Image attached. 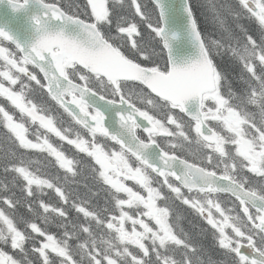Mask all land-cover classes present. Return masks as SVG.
I'll return each mask as SVG.
<instances>
[{"label":"trees","instance_id":"obj_1","mask_svg":"<svg viewBox=\"0 0 264 264\" xmlns=\"http://www.w3.org/2000/svg\"><path fill=\"white\" fill-rule=\"evenodd\" d=\"M47 1L61 3L63 0ZM106 1L112 12L109 17L112 22L108 23L109 28L106 30L123 27L125 26L123 24L131 20L136 24L137 36L134 33H125L121 28L120 33L118 30L116 33V35L119 34L118 38L113 39L110 38L111 34L103 30L101 26L105 36L127 56L155 68H166L165 53V63L162 67L149 61L143 62L137 57L144 50L141 42H144L148 49L155 47L156 44L162 48L158 32L155 33L149 24V15H156L160 24V17L152 1ZM190 2L216 68L219 84L217 95L226 99L229 107L235 109L243 118L247 133L250 130H253V133H264V25L255 15L244 17L237 8L235 0H209L208 2L190 0ZM214 5L216 7L218 5L216 13L224 20V29L210 20L214 15L210 7ZM121 17L127 18L126 22H118ZM211 29L215 36L214 48L211 47L207 37ZM130 37H133L135 41L138 40V44H132ZM27 67L33 77L29 78L19 72V79L29 84L32 98L34 94L36 100H43L47 104L48 107L41 111L53 117L52 124L55 127L54 130H50L37 121H33L27 128L28 140L37 142L47 138L50 142L56 141L59 145L67 146L75 137L69 132L72 128L77 134L86 136L84 129L76 125L47 94L42 76L37 69L29 64ZM2 79L0 80L2 85L10 87L11 80L3 76ZM13 90L20 91L19 88H13ZM129 92L132 93L131 89ZM6 99L5 97L4 101L3 95L0 94V106L6 105ZM140 104L147 108L142 102ZM163 105L166 107L165 111H173L170 105ZM1 112L0 109V206L11 208L9 216L23 234L27 235L26 239L31 238L32 234L35 242H58V246L65 254L50 252L51 255L59 257L65 255L71 264H93V261L96 264H110L107 259L110 257L108 251L115 238L109 227L115 224V220L126 210L127 204L122 203V200L126 199V193L111 187L103 176L102 167L98 161L86 154H81V168L69 171L61 169L53 154L30 150L26 145L19 144L17 137L6 126L7 123ZM25 122L29 123L27 117ZM1 128L6 130V133H2ZM57 132L64 136L63 140L54 138L53 135ZM95 143H98L107 153L117 150L118 147L103 137H96ZM70 153L74 156V149ZM23 163H27L25 165L29 166L27 171H30L31 175L48 176L53 179L54 185H41L42 178L35 177L31 178L32 180L25 178L20 170ZM261 180L264 185V178ZM160 188L161 206L170 211L169 225L183 227L206 224L194 209L184 203H180L182 207L179 206V209L175 210L172 207L170 187L163 185ZM255 188H259L264 194V187L260 184ZM77 204H84V206L77 208ZM139 207L136 205L134 208L141 210ZM82 209L88 210L89 213L83 212ZM136 213V216L131 218L139 219V212L136 211ZM36 226L40 229H36ZM43 234L51 236L48 238ZM174 235L175 240L166 244L147 239L145 241L147 252L141 255L143 257L141 264H245L242 261L244 258L238 256L233 248L222 244L220 232H194L177 228L174 230ZM227 236L230 237L231 234ZM130 253L132 257V251ZM136 257L140 258V254ZM128 258L127 256V258L119 259V264H127L125 261Z\"/></svg>","mask_w":264,"mask_h":264},{"label":"water","instance_id":"obj_2","mask_svg":"<svg viewBox=\"0 0 264 264\" xmlns=\"http://www.w3.org/2000/svg\"><path fill=\"white\" fill-rule=\"evenodd\" d=\"M152 2L161 21L158 33L167 53L166 72L129 60L103 36L97 24L72 16L58 4L44 0H0V36L12 43L22 57L40 71L46 91L81 126L94 134L114 137L123 149L157 175L169 173L191 190L215 189L230 193L241 201L248 215L246 203L253 204L264 216L263 196L176 154L167 153L154 141H141L136 124L149 133L158 131L152 125L150 113L128 99H108L67 77L65 59L105 77L115 85L120 80L141 82L155 96L181 107L187 117L199 121L200 136L206 142L215 144L219 133L206 122L202 109L204 95L217 89L215 67L191 2ZM246 6L262 17L261 8L253 0H247ZM77 94L80 97L77 98ZM83 103L99 114L88 113L82 107ZM258 227L264 232V220L259 222ZM238 253L250 261L264 264V253L253 242L239 243ZM0 264H10L1 250Z\"/></svg>","mask_w":264,"mask_h":264},{"label":"flooded vegetation","instance_id":"obj_3","mask_svg":"<svg viewBox=\"0 0 264 264\" xmlns=\"http://www.w3.org/2000/svg\"><path fill=\"white\" fill-rule=\"evenodd\" d=\"M58 4L65 11L73 15V13H71L68 10V7L72 5L75 6L76 5L75 0L62 1L61 3L58 2ZM133 33L135 34V36H137L136 31ZM135 42L136 41L132 39L131 43L135 44ZM148 50L149 49H144L142 51L147 52ZM0 51L4 52L5 54L4 47H0ZM125 56L137 63H140L142 65L151 68H155L151 65H146L130 56H127L126 54ZM165 56L167 61V67L162 70L167 71L168 60L166 54ZM141 61L147 62L142 59ZM26 63L27 65L28 64L31 65L28 61H26ZM31 66L34 67L33 65ZM64 66L66 69L67 76L73 81L79 83L80 85L93 89L97 91L100 95L115 101H119L121 97L127 98L139 108L148 111L153 117L152 125L153 126L155 125L158 128V131L155 133H149L144 129H142L141 126L136 124L137 135L141 141L144 142L154 141L167 153L176 154L180 158L189 161L194 165L201 166L205 170L212 172L218 176L231 179L234 182H238L239 184H241L243 187L250 190L251 192L254 191L259 195L264 196L263 193L259 192L255 188L257 187L258 184L264 187L261 180V178L262 179L264 178V171H262L263 174L260 175L259 174V172L261 171L260 168L257 166H253V152L249 153V161H247L245 160V158L248 157V155L238 153L236 149L237 145L233 142H230L231 145L228 146L227 148L225 147L223 148L222 151L223 153L217 151L215 147L218 146V142L216 144H210L200 136L199 121L190 119L185 115V113H183L180 107L175 106L170 102L155 96L145 86H143L141 83L137 81L120 80L118 81L117 85H115L113 84V82L109 81L105 77L97 74H93L88 70L84 69L83 67H81L80 65L76 63H71L67 59L64 60ZM21 72L22 73L25 72L27 75L32 76V74L30 73L31 71L28 70V67H25ZM42 82L45 88V80L43 77H42ZM22 83L23 82L19 79V81L11 80L10 87L4 85V87H7L6 88L7 92L6 94H2L3 100L5 101V97L7 99H6V105H1L0 109L4 108V110H2L3 112L1 113L6 123L8 121L10 123L16 122L17 124L23 126V124L25 125L26 123L25 122L26 117L27 119H29V123L26 124H30L33 122V119H31L33 116L39 117V115L34 112L33 108L29 109L26 106L27 104H25L23 101L19 100L17 102L18 91L13 90V88H19L21 91V89L29 87V84L25 83L26 86L25 87L24 85H22ZM132 86H136V87L133 88ZM129 89H131L132 93L129 92ZM129 93L131 94V97L129 96ZM18 96L20 97V95ZM76 96L77 98L80 97L79 94H77ZM67 98L68 100H70L69 96ZM144 98L153 99L154 102H159V104L162 105L164 109H166V107L163 104L170 105L171 109H173V111L170 112L169 115L170 118L166 114L164 116H158L157 114L153 113L148 107L145 108L144 106H142L140 102H142V104H145L143 101ZM82 107L88 113L94 116H97L99 114L98 111L91 108L88 104L83 103ZM61 108L72 118V116L63 107ZM174 115H178L179 118H176ZM41 119L42 118H39V120ZM72 120L74 121L73 118ZM44 121L47 127L44 126V123H41L40 121L37 122L44 128H48L50 130L55 129L54 125L49 120L44 118ZM74 123L78 125L81 129H84L86 136H82V135L75 136L70 140L69 142L70 144L67 146L59 145L56 143V141L49 142L45 140L44 143L46 145L44 149L35 148L33 145L28 143V141L31 140H28L27 135H26L27 141H25V143H21L19 140L18 143L21 145H26L27 147H29L28 149L30 150L49 152L53 154L54 157H57L56 160H58V163L60 165L62 166L67 165V167H71V168H81L82 166L81 154H86L87 156H90L91 158L97 160L95 153L92 152L90 148H86L85 145H83V143L87 145L89 144V142H91L92 145H96L95 143L96 137H103L109 139L111 143H113L114 145H118L117 141L114 138L94 134L89 130L85 129L84 127H82L81 125H79L78 123H76L75 121ZM207 123L219 133L221 138L222 134L220 129L216 128L214 124L213 125L215 127L211 125L209 120H207ZM182 124L185 126L184 128L181 127ZM6 126L9 127L8 125ZM25 133L26 131L24 132V135ZM53 136L54 138L59 140L64 139V136L58 132L55 133ZM251 137H253V130H251ZM234 138L235 137L230 136L231 140H233ZM80 141L82 142L81 144L78 145ZM73 149L75 153L74 156L72 155V153H70V151ZM98 149L100 152L104 151L103 148H98ZM116 151H120L123 153L122 155L124 158V164L122 165V174L124 175L123 176L124 179L122 182L128 194H132V196L141 198L142 200L146 199V192L147 193L151 192V187L147 185V181L149 179L146 176L135 177V174L137 171H140L141 169L142 170L147 169L148 172L151 174L152 179L156 180V182L157 181L164 182L165 180H169L170 182H173L175 184V185H173L172 183L169 184L171 198H172V207L175 210L179 209L180 203H184L190 206L189 208L194 209L196 213L199 215V217L202 218L206 223L205 225H189L183 227L169 225V228L172 231L174 237H175L174 230L177 228H182L184 230L194 231V232H198V231L220 232L225 235L231 234V236L228 238H233V240L230 239L231 240L230 242L227 241L225 244H223L227 247L233 246V243L237 241V239L239 241H242V239H244L243 241H255L257 247L264 252V233L258 227L259 222L261 220H264V216L258 209L253 207V204L246 203V206L248 207L249 210V215H248L244 211L243 204L241 203V201L230 193H222L215 189L212 190L187 189L179 181H177V179L174 176H172L169 173H164L163 176L157 175L149 167H147L142 161H140L136 156H134L127 150L121 148L119 145L117 147V150H111L108 153L106 151L104 152L110 155L112 152H116ZM63 152H68L70 154V157H68L67 154H63ZM113 164L119 167L121 163L118 161ZM125 170H127V172ZM156 190L157 189L155 187V191ZM159 195L161 196V193ZM195 196L209 197V199L205 198L203 200H200V199H196ZM159 198L157 200H159ZM143 201L146 202L145 200ZM129 209L131 208L127 207L126 210L123 212V214H125V216L128 218L130 222H132V224L122 225L121 226L122 233L124 234L130 229L133 230L136 233L138 239L141 240V245L144 247L145 250L144 253H146L147 248L145 241L150 238L148 233L152 231L151 229L156 228L157 226H151L143 223L142 222L143 213L140 212V210L138 211L136 209L135 210H129ZM165 209L167 210V208ZM136 211L139 212L138 214L139 219H137V217H135V219L131 218L136 216L137 214ZM17 228H18L17 230L21 233L23 238L27 236L23 234V232L20 230L18 226ZM35 228L40 229V227L38 226H36ZM247 228L250 229L252 234L248 235L246 233ZM253 231L256 233L254 236H253ZM43 235L45 236V234ZM46 236H51V235L47 234ZM9 244H10L9 241L3 243L0 242V250L8 257L10 264H61L59 260L60 257L63 256L60 257L53 256L50 254L49 251L47 253L42 252L41 255L39 254L37 249H40L39 247L41 246V243L35 242L33 240L32 234H31V238L29 239H26L25 237L24 241L21 240L16 241L14 243V247L16 248L13 250L12 249L9 250V246H10ZM25 254L27 256H24ZM62 260H67V258ZM110 264H115L114 259H110Z\"/></svg>","mask_w":264,"mask_h":264},{"label":"rangeland","instance_id":"obj_4","mask_svg":"<svg viewBox=\"0 0 264 264\" xmlns=\"http://www.w3.org/2000/svg\"><path fill=\"white\" fill-rule=\"evenodd\" d=\"M59 1H62V0H59ZM63 1H69V0H63ZM81 1L84 2V4ZM204 1L208 2L209 0H204ZM246 1L247 0H235L237 8L239 9V11H241L244 17L255 15L252 11L248 10L246 6ZM253 1L261 8L263 12V22H264V0H253ZM217 8H218V5L217 7L215 5L210 7L212 14H214L211 17L212 19L210 20H213L212 22L216 23V25L218 23L217 26L219 28L224 29L225 27L223 23L224 20L222 19V17L217 16V13H216ZM68 10L71 13H73V16L80 17L83 19H88V20H91L92 22L100 24L103 27V30L105 31H107L106 29L109 28L108 23L112 22L109 18L111 17L112 12L109 10L108 3L106 0H78L76 1V5L69 6ZM81 14H82V17H81ZM122 19L123 17H121V19H119L120 21L118 22H126L127 20V18L123 20ZM263 22L261 23L264 25ZM149 24L154 29L155 33H157L161 24H159V21L156 15H149ZM123 25L125 26L115 28V30L111 28L110 31H107L109 34H111L110 38L117 39L119 34L116 35V33L118 32L120 33L121 28H123L125 31H129V30H133L137 28L136 24L133 23V21L131 20ZM207 35H208L207 37H208V41H210L211 47L214 48L215 47V43H214L215 36L212 33V29L211 31H208ZM130 38L133 39V37H130ZM110 41L112 42L111 39ZM135 43L138 44V40H136ZM141 44H142L143 49H148L147 46H145L144 42H141ZM0 47L5 48V54L4 52L0 51V80H3L2 79V76H3L6 79L8 78L12 81H17V80L19 81V78H20L19 72H21L25 67H27L26 60L21 56L18 50L16 51L15 47L12 49V47L9 44L5 43L1 38H0ZM162 48L160 47V45L158 47L156 44L155 47L154 46L150 47V49L147 52H143L140 50L141 52L137 55V57L147 62L149 61L151 63H156L157 65L162 67L164 66V63H165V57H164L165 52H164V49ZM252 56H253V51H252ZM27 76L29 78L32 77L31 75L30 76L27 75ZM22 85L25 86V83L23 82ZM6 88L7 87H4L1 83L0 84V94H6L7 92ZM31 92L32 91H31L30 86L21 89V91H18V95H20V97L17 95V102L21 100L25 104H27L26 106L29 109L34 108V112L37 113L39 117L33 116L31 119H33V121H40L41 123H44L45 127H47L45 124L44 118L49 120L52 123L53 117H49L48 114L47 115L44 114V112H42L41 110L47 108L48 106L47 104H45V102H43V100H36V98H34V94L32 98ZM216 95L217 93H215L214 96L209 97L211 100L215 101V102H212L214 104L208 105L209 100H206L207 105H206V111H205L207 120H209L211 125L214 124L216 128H219L222 134L221 138L218 141V146H216L215 149L223 153L222 152L223 148L224 147L227 148L228 146L231 145L230 142H233L237 145L236 149L238 153L248 155V157L245 158V160L247 161H249V153L253 152V166L259 167L261 170L259 174L262 175L263 174L262 171H264V133L256 132V133H253V137H251L250 136L251 130L247 133V130L244 127L245 122L243 118L237 113L235 109H233L232 107H229L227 101L221 100ZM29 98H32L33 100ZM143 101L145 103V106L148 107L153 113L157 114L158 116H164L166 114L170 118L169 116L170 113H168L170 111L168 112L165 111L163 106L160 105L159 103L157 104L156 102H154L153 99L144 98ZM2 110H4V108H1V111ZM174 116L176 118H179L178 115H174ZM39 118H42V119L39 120ZM7 125L9 126L8 128L11 131V133L15 134L21 143H25V141H27L26 133L28 131L27 128L29 124L25 123V125L23 124V126H21L20 124H17L16 122L10 123L8 121ZM181 127L184 128L185 126L182 124ZM1 131H3L2 133H6V130L2 128H1ZM23 131L24 132L26 131L25 135ZM69 132L72 133V136L79 135L76 133V130L74 128L70 129ZM230 136H233L235 138L231 140ZM45 140L50 142V139L46 138V139H43L37 142L34 140H31V141H28V143L33 145L35 148L44 149L46 145L44 143ZM81 142L82 141H80L78 145L81 144ZM83 145H85L86 148H90L91 151L95 153L97 161L100 163L102 167L101 169L102 174L105 177V179L109 182L110 186L120 191L126 192L124 184L122 182L124 179L123 178L124 175L122 174V165L124 164V158L122 155L123 153L120 151H116L108 155L104 151H101V152L99 151L98 148H102V147L98 143H96L97 146L92 145L91 142H89V144L87 145L83 143ZM63 154H67L68 157H70V154L68 152H63ZM55 159H57V157H55ZM118 161L121 163L119 167L113 164ZM25 164L27 163H23V166L20 169L22 171V174L25 176V178H28V179L35 178V177L39 179L42 178L41 179L42 182L40 183L41 185H48V186L54 185L53 179H51L48 176L44 177L41 174H36L34 176L31 175L30 171H27L29 169V166ZM58 165L61 167V169L64 168L69 171H72L74 169L71 167H67V165L62 166L59 163ZM27 166L28 168H26ZM125 171L127 172V170ZM29 176H32V177H29ZM137 176H146L149 179L147 181V185L151 187V192L150 193L146 192V199H143L146 202H144L141 198H138V197L132 196V194L126 193L127 194L125 195L126 199L122 200V203L127 204V207L131 208L129 210H135L133 209V206L134 207L136 205L138 207L140 206L139 207L141 208L140 212L143 213L142 222L145 224L151 225V226H157L156 228L151 229L152 231L148 233V235L150 236V240L159 241L160 243H164V244H166L169 241H174L175 239L172 234V231L169 228L170 223L168 221L170 211L168 212L169 210L168 208H167L168 210L163 208V206H161L160 201L157 200V198H159L160 189H161L160 186L161 187L163 185L169 186V184L171 183L173 185L175 184L173 182H170L169 180H165L164 182H158V181L156 182V180L152 179L151 174L148 172L147 169L145 170L141 169L140 171H137L135 174V177ZM156 183L159 187H157ZM155 187L157 189L156 191H155ZM256 189L260 192L259 188H256ZM162 192H163V189H162ZM195 198L200 199V200H203L205 198L209 199V197H203V196H195ZM82 206H84V204H77V208H80ZM10 209L11 208H7V207L3 208L0 206V242L3 243L6 241H9L10 242L9 250L11 249L13 250L16 248L14 247V243L19 240L24 241V238L22 237L21 233L17 230L18 228L14 220L11 219V217L9 216ZM82 211L89 213V211L86 209H82ZM115 222L116 224L111 225L109 227L110 230L113 232V236L115 239L110 245L112 246L111 249H109L108 251L110 252L109 253L110 257H108L107 259L109 260V262H110V259H114L115 264L116 262L117 264H119V259L127 258L128 256L129 258L125 261L127 264H130V263L141 264L143 260L142 256L145 254L144 247L141 245V240L138 239L136 233L133 230L130 229L124 234L122 233V230H121V226L125 224H130V221L125 216V214L122 213V215L119 218H117ZM246 233L248 235L252 234L249 228H247ZM255 234L256 233L253 231V236ZM46 237L50 238V236H46ZM230 239L233 240V238H228L227 235L222 234L221 242L222 244H225L227 241L230 242L231 241ZM238 241L239 240L235 241L233 243V246H230L231 248L235 250L237 255H238V252H237ZM40 243H41V246L39 247L40 249H37L40 255L42 254V252L47 253L48 251L52 253L54 252L61 253V254L64 253L63 250L58 246L59 245L58 242L49 241L47 243L45 241H40ZM125 244L133 248L128 247ZM7 250H8V247H7ZM130 251H132L133 253L132 257H130V254H131ZM136 252H138L137 254H140V258L136 257L137 255ZM63 257H66V256L63 255ZM63 257H60V260H59L61 264H71V262L68 259L62 260V259H65ZM242 261L245 264H256V263L246 260L245 258L242 259ZM93 264H96V262L93 261Z\"/></svg>","mask_w":264,"mask_h":264}]
</instances>
